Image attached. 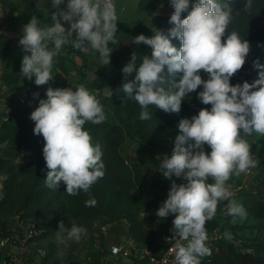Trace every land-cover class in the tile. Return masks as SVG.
Listing matches in <instances>:
<instances>
[{"label": "clouds", "instance_id": "obj_1", "mask_svg": "<svg viewBox=\"0 0 264 264\" xmlns=\"http://www.w3.org/2000/svg\"><path fill=\"white\" fill-rule=\"evenodd\" d=\"M51 0L50 26H40L33 15L23 26L19 45L25 55L21 73L37 86L53 79V58L62 46L71 43L76 49L98 53L105 64L110 63V43H115L117 14L113 0ZM174 12L169 23L173 25L166 35L156 30L151 36L140 34L131 42L152 49L137 65L136 53L122 68L125 79L135 73V79L123 84L127 98L134 99L142 111L141 120L151 118L148 108L155 105L165 112L179 113L182 101L202 86L197 98L204 105L191 119L178 124L180 134L174 140L171 156L165 155L159 164L162 175L171 180L167 199L156 215L166 218L174 215L171 229L176 264H200V257L211 256L206 246V222L213 219L221 200H229L233 193L226 182L234 174L247 173L257 166L251 146L241 137L257 133L264 136V65L254 61L258 78L252 83L232 85L231 78L242 69L250 52V43L237 32H228L231 7L217 0H170ZM251 7L248 0L246 8ZM187 12L185 18L182 13ZM65 23L68 27H65ZM75 34V36H74ZM171 38H178L179 48ZM54 44L49 49L48 43ZM165 66L172 77L161 75ZM208 74L202 79L200 72ZM165 83L168 84L165 87ZM38 97L39 93H34ZM46 99L30 114L35 122L33 132L43 137V157L48 169L45 183L51 189L65 186L67 194L75 196L104 176L105 165L99 144L84 129L86 122L100 124L105 114L99 100L85 86L73 88L48 87ZM205 145L210 152L205 151ZM186 183L177 184L172 177ZM211 178L214 183H209ZM86 206L95 200L85 202ZM228 214L241 219L247 216L244 206L230 200ZM64 230V223H59ZM86 229L73 224L67 239L79 242ZM231 240V235H226ZM181 241L186 243H181Z\"/></svg>", "mask_w": 264, "mask_h": 264}, {"label": "rangeland", "instance_id": "obj_2", "mask_svg": "<svg viewBox=\"0 0 264 264\" xmlns=\"http://www.w3.org/2000/svg\"><path fill=\"white\" fill-rule=\"evenodd\" d=\"M194 2L190 0L189 9ZM255 25L264 29V0H253L251 7L241 14H231L227 31L237 32L242 40L250 43ZM168 29L166 26L162 28L163 32ZM7 43L0 45V81L16 87H27L33 94L39 93L38 97L33 98L38 104L40 99L47 98L48 87L75 90L83 85L103 107L106 118L99 125L112 126L115 131L108 135L104 144L93 143L94 146H101L104 176L87 193L81 190L75 196L67 194L64 185L55 190L47 187L45 179L48 169L43 157L45 141L42 135V147L28 148L25 152L28 157L23 156L18 144L6 140L0 149V232L21 211L45 226L47 233L36 241V247L42 249L41 253H35L39 264H104L103 254L108 253L111 244L122 239L134 237L141 242H160L162 234L171 231L174 215L166 218L156 215L167 199L172 183L162 175L159 164L165 155L171 156L174 140L180 134V120L191 119L205 108L197 98V94L203 90L202 86L182 101L179 113L164 111L162 119L152 120L149 127L151 140L147 142L138 132L141 107L134 99L127 98L125 93L117 95L112 89L114 72L130 52L120 54L119 58L114 56L112 64L97 72L99 77L90 85H72L56 77L46 85L37 86L34 77L29 80L20 72L25 54L19 41ZM47 43L49 49L54 47L51 41ZM54 68L53 64L52 72H56ZM200 75L202 79L208 78L203 71ZM5 102L4 96L0 95V115ZM25 125V129L29 127ZM84 129L90 133L85 125ZM241 137L250 144L257 166L247 179L246 173L231 176L226 182L229 190L242 184L245 179L248 186L229 200L219 201L215 216L206 222L205 228L219 225L225 233L234 232L244 242L251 243L264 240V221H259L249 211L263 195L264 136L257 133L249 136L241 131ZM205 151H211L207 145ZM172 180L177 184L186 183L175 176ZM209 180L214 183L211 178ZM233 199L244 206L247 212L245 218L228 214L227 206ZM89 200H95V204L86 206L85 202ZM61 221L64 230H59ZM73 224L86 229V235H82L79 242L67 239V231ZM130 260L122 256L120 262L125 264Z\"/></svg>", "mask_w": 264, "mask_h": 264}, {"label": "crops", "instance_id": "obj_3", "mask_svg": "<svg viewBox=\"0 0 264 264\" xmlns=\"http://www.w3.org/2000/svg\"><path fill=\"white\" fill-rule=\"evenodd\" d=\"M66 2L67 0L60 7L65 8ZM113 3L118 17V31L115 34L116 42L109 44L112 51L110 63H103L98 53L91 48L88 52H82L72 45L66 44L62 46L60 54L53 58L54 69H56V72H52L53 79L57 77L72 85L94 83L96 77H99L97 72L112 64L111 60L114 56L119 58L120 54L131 52L136 48H148L149 46L144 44L132 43V38L140 34L151 37L158 26V20L155 16L168 15L174 12L170 0H113ZM7 8L11 11V22L8 28L0 34V45L7 42L9 44L18 42L23 33V26L31 20L33 15L40 20L41 27L50 26L53 23L51 15L55 9L52 8L51 0H0V23L3 20V11ZM65 27H68L66 23ZM8 43L6 45H9ZM8 85L15 87L14 84ZM0 95L4 96L6 101L5 110L9 101L5 95L1 93ZM33 98L32 93L27 106H20L16 100L12 101L14 110L10 121L19 124L24 129L25 124L29 127L35 125V122L30 119V114L39 104ZM212 250H216V248ZM125 264L139 263L130 260Z\"/></svg>", "mask_w": 264, "mask_h": 264}, {"label": "trees", "instance_id": "obj_4", "mask_svg": "<svg viewBox=\"0 0 264 264\" xmlns=\"http://www.w3.org/2000/svg\"><path fill=\"white\" fill-rule=\"evenodd\" d=\"M252 1L253 0H251V2ZM217 2L221 5H230L231 14H241L246 9L248 0H217ZM190 10L191 9H189V11ZM187 14V12L182 13L181 18H185ZM171 15L172 13L168 15L155 16V18L158 20L157 30L163 31V26H166L169 29L173 27V25L169 23ZM168 30L164 31L166 35L168 34ZM171 42L177 48L181 46V42L178 38H171ZM69 44L72 45L71 43ZM133 52L136 53V63L137 65H139L142 62L144 55H147L149 57L151 56L152 49L150 47L146 49L136 48L130 52V55L127 58L123 60L122 64L114 72V77L112 78L111 82L112 89L116 92L117 95L124 94L122 90L124 83L131 82L135 79V73L131 74L127 77V79H125L122 72V68L130 61ZM257 60L261 65H264V29L258 27V25H255L253 38L250 41V52L246 57V62L242 69L231 78L230 83L232 85H235L237 83L242 84L245 81L252 83L255 79H257L258 69L254 68L253 66V62ZM161 75L165 78V80L172 78L167 71V66H165L164 72ZM164 86L167 87L168 84L165 83ZM205 108L210 109L211 105H205ZM148 111L151 118L148 120H140L138 126L139 134L147 142L151 140V136L149 135V127L152 120L154 118L162 119L165 113L162 109H156L153 105L149 106ZM34 127L35 125H32L27 129H24L19 124H16L12 121L5 122L0 130V145L2 146L6 140L15 142L21 147L20 149L23 156L28 157L27 153H25L28 148L42 147L41 136H37L34 134ZM85 127L90 131L89 134L92 137V143L99 142L100 144H104L108 135L112 134L115 131L112 126L104 127L99 124H92L91 122H86ZM262 175L264 177V168L262 170ZM208 182L210 183V180ZM249 211L250 214L256 219H258L259 221H264V189L261 198L257 199L252 204ZM207 230L209 229L207 228L206 231ZM227 235H231L232 239L229 240L225 237V239L218 242V244L214 247L216 248V250H211V256L199 258L200 264H264V240H255L251 243H246L242 240V237L239 234L230 232ZM162 237L163 234L159 239L160 241ZM239 240H242V245L248 248L247 251L242 249ZM143 243L158 244L159 241L156 240Z\"/></svg>", "mask_w": 264, "mask_h": 264}, {"label": "built area", "instance_id": "obj_5", "mask_svg": "<svg viewBox=\"0 0 264 264\" xmlns=\"http://www.w3.org/2000/svg\"><path fill=\"white\" fill-rule=\"evenodd\" d=\"M11 22V11H3V20L0 23V34L6 30ZM0 93L5 95L9 105L0 115V130L3 124L10 121L13 116L14 107L11 102L16 100L20 106H27L31 100L32 93L27 87H10L8 84L0 81ZM38 107V106H37ZM1 149V145H0ZM253 168L246 173V179L253 174ZM246 179L239 186L233 187L230 191L237 195L248 186ZM47 233L43 225H39L36 220L26 215L23 211L16 214L0 232V264H39L36 262L35 253L42 252V249L36 247V241ZM208 240L206 246L212 250L218 242L225 239L227 233L217 225L207 230ZM173 233L168 231L163 234L158 244H147L137 240L134 237L122 239L110 245L108 253L103 254L104 264H121V257L131 258L137 263L151 264H176L174 248L176 240H172ZM243 250L248 248L242 245ZM181 243H186L181 241Z\"/></svg>", "mask_w": 264, "mask_h": 264}]
</instances>
